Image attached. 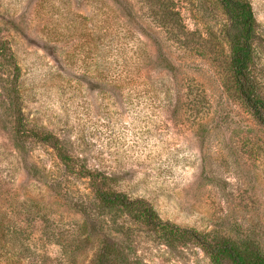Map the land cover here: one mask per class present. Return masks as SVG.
<instances>
[{
  "label": "rangeland",
  "instance_id": "obj_1",
  "mask_svg": "<svg viewBox=\"0 0 264 264\" xmlns=\"http://www.w3.org/2000/svg\"><path fill=\"white\" fill-rule=\"evenodd\" d=\"M125 1L133 18L113 0H0L20 68L0 55V264H93L97 237L129 218L86 221L87 170L164 220L264 252V125L230 80L222 6ZM249 1L264 94V0ZM155 38L175 70L157 59ZM17 109L76 164L34 137L16 140ZM131 241L123 264H213L196 243L172 247L140 228Z\"/></svg>",
  "mask_w": 264,
  "mask_h": 264
},
{
  "label": "trees",
  "instance_id": "obj_2",
  "mask_svg": "<svg viewBox=\"0 0 264 264\" xmlns=\"http://www.w3.org/2000/svg\"><path fill=\"white\" fill-rule=\"evenodd\" d=\"M113 1L128 17L133 18L125 0ZM218 1L228 21L224 29V37L230 52L226 62L230 80L233 81L238 97L250 109L258 122L264 125V94L261 91L259 77L254 70L253 42L257 31L252 4L249 0ZM155 42L158 46L157 59L164 64L165 68L175 70L176 67L171 64L170 59L164 53L160 41L155 38ZM46 48L49 47L46 45ZM0 55L8 61V66H13L14 71H20L14 53L11 52L6 38L1 33ZM14 91L16 92V87ZM15 121L16 140L34 137L55 149L57 156L66 165L69 161L76 164V160L63 151L60 140L55 135L52 133L39 135L27 129L20 109H17ZM86 172L93 189V197L78 207L86 221L99 212L114 214L115 211H121L129 218L124 222L114 223L109 233L97 237L101 246L93 264H123L130 250L124 243H132V235L137 228L154 234L161 243L172 247L179 244L196 243L210 255L213 264H224L226 261L231 264H264V252L257 244L226 238L211 231L203 233L195 228L182 227L164 220L146 199L131 197L123 191L114 189L111 185L112 176L103 172L88 170Z\"/></svg>",
  "mask_w": 264,
  "mask_h": 264
}]
</instances>
